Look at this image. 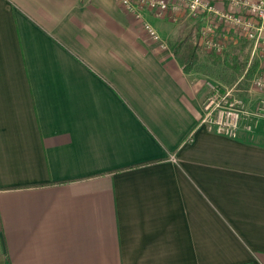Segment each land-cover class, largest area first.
I'll use <instances>...</instances> for the list:
<instances>
[{
    "label": "crops",
    "instance_id": "crops-1",
    "mask_svg": "<svg viewBox=\"0 0 264 264\" xmlns=\"http://www.w3.org/2000/svg\"><path fill=\"white\" fill-rule=\"evenodd\" d=\"M141 24L0 0V264H264V124L209 130L207 79Z\"/></svg>",
    "mask_w": 264,
    "mask_h": 264
},
{
    "label": "built area",
    "instance_id": "built-area-1",
    "mask_svg": "<svg viewBox=\"0 0 264 264\" xmlns=\"http://www.w3.org/2000/svg\"><path fill=\"white\" fill-rule=\"evenodd\" d=\"M121 3L141 19L148 38L164 48L168 42L143 12L171 23L182 19L195 21L196 44L207 54H222L230 44L246 41L250 54L241 80L250 75L251 87L258 95L256 103L252 107L245 98L236 95V86L222 88L207 79L201 123L212 132L233 139L242 129L251 133L261 122L264 124V0H121Z\"/></svg>",
    "mask_w": 264,
    "mask_h": 264
},
{
    "label": "rangeland",
    "instance_id": "rangeland-1",
    "mask_svg": "<svg viewBox=\"0 0 264 264\" xmlns=\"http://www.w3.org/2000/svg\"><path fill=\"white\" fill-rule=\"evenodd\" d=\"M162 25L161 27V35L164 34L165 30L169 32L171 35L170 37H174L173 39H165L168 42L169 46H172L177 43L179 40H187L188 42H193L196 44V33H197V28H198V23H195V21L190 20V19H182L178 23H168V22H162L160 23ZM163 37V36H162ZM241 43H238V45L230 44L228 49L223 52L222 54H216L217 56H223L230 50H236L237 51L240 49L239 47L241 46ZM197 49H199V55H200V63L198 66L195 68V77L196 78H206L210 79L217 84H219L222 88L224 87H231V86H236L235 89H238V91H235V94L245 98L246 100H249L251 102H254V99L258 98L257 94L251 87V77L246 76L245 78H242V75L245 71L242 73L237 74V76H228L225 79H222L220 77H216L210 73V68L212 65V62L210 61L211 59L209 58L208 54L204 52L202 47L198 44ZM250 45L247 43L245 46L242 47L243 54H242V61L245 62L246 59H248L249 54H250ZM214 53V52H213ZM246 66V65H245ZM256 101V100H255Z\"/></svg>",
    "mask_w": 264,
    "mask_h": 264
},
{
    "label": "trees",
    "instance_id": "trees-1",
    "mask_svg": "<svg viewBox=\"0 0 264 264\" xmlns=\"http://www.w3.org/2000/svg\"><path fill=\"white\" fill-rule=\"evenodd\" d=\"M247 44L246 41L241 43L240 49L237 51L230 50L223 56H217L215 53L208 54L210 61L212 62L210 73L216 77L222 79L227 78L228 76H237L239 73H242L245 68L246 60L243 62L242 47ZM198 46L193 42H188L187 40H179L172 47V52L183 67V70L186 72L193 71L198 64L200 63V55Z\"/></svg>",
    "mask_w": 264,
    "mask_h": 264
}]
</instances>
